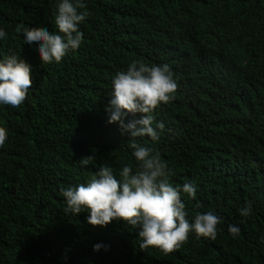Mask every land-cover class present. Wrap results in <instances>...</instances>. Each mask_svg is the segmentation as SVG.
<instances>
[{"label":"trees","instance_id":"1","mask_svg":"<svg viewBox=\"0 0 264 264\" xmlns=\"http://www.w3.org/2000/svg\"><path fill=\"white\" fill-rule=\"evenodd\" d=\"M81 46L43 64L23 44L25 27L55 31L54 0H0V54L30 68L31 89L18 108L0 106L8 140L0 147V264H264V0H86ZM132 59L169 64L177 88L154 110L158 142L191 215L215 212V240L193 234L165 255L141 250L123 221L104 227L86 212L66 214L62 187L83 183L107 163L134 164L128 135L108 123L110 80ZM129 114L125 122L139 119ZM95 152V165L79 159ZM245 203L248 218L238 215ZM229 224L240 227L232 238ZM102 242L107 248L93 251Z\"/></svg>","mask_w":264,"mask_h":264},{"label":"clouds","instance_id":"2","mask_svg":"<svg viewBox=\"0 0 264 264\" xmlns=\"http://www.w3.org/2000/svg\"><path fill=\"white\" fill-rule=\"evenodd\" d=\"M54 5L55 31L17 28L23 44L34 48L43 64L59 63L81 46L84 34L80 24L89 16L86 0H54ZM6 35L0 27V40ZM30 74L31 68L19 56L0 54V106L18 108L25 102L32 85ZM110 85L107 122L117 123L121 134L128 135L127 147L135 163L114 171L107 163L95 165V152L80 158L81 167L95 165L97 170L83 183L60 188L65 213L86 212V222L94 227L123 221L137 230L141 250L158 248L165 255L178 249L190 233L197 239L215 240L220 217L213 211L191 215L181 199L182 195L195 199L197 185L188 181L173 184V170L160 152L137 139L159 140L164 124L155 118L154 110L172 100L177 88L169 64L132 59L125 70L112 75ZM137 113L141 114L139 119L125 122L129 114ZM8 138L7 128L0 126V147ZM237 211L240 217L248 218L252 207L245 203ZM227 232L236 238L240 227L229 224ZM92 248L99 251L107 246L98 242Z\"/></svg>","mask_w":264,"mask_h":264}]
</instances>
